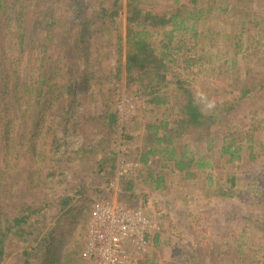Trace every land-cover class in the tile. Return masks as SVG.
Segmentation results:
<instances>
[{"label":"rangeland","instance_id":"rangeland-1","mask_svg":"<svg viewBox=\"0 0 264 264\" xmlns=\"http://www.w3.org/2000/svg\"><path fill=\"white\" fill-rule=\"evenodd\" d=\"M238 1H241L240 6L243 5L241 10H245L244 6L252 8L251 18L256 19L253 14L264 15V0H234V3ZM45 2L50 6L56 0H43L42 3ZM172 2L158 0L157 6L164 8ZM31 4L25 25L30 37H36V41L30 44L32 50L41 55L39 40L44 38L45 32L35 27L38 0H33ZM243 19L245 16L231 12L201 23L197 39L189 33L177 42V47H183L174 57L175 65L171 66L172 79L176 80L175 76L184 82L203 104V109L214 113L217 119L213 124L216 138L212 139L204 135L200 128L192 126L182 132L181 137L175 138L165 154L152 157L147 165L139 160L144 147L141 149L143 141L137 133L147 121L166 120L167 127L176 125L174 121L179 118V109L184 103L183 93L176 85L164 87L167 103L150 114L144 111L148 107L145 98L137 96L122 83V89L116 95L119 132L114 137L105 134L107 129L98 130L112 102L109 79L100 81L97 78L98 81H90L91 86L86 88L80 84L73 99L74 111L67 116L58 112L59 107L52 112H42V120L38 119L41 125L38 136H34L31 121L24 123L25 117L18 118L14 112L6 114L5 106L0 105V160L6 172L7 184L3 195L7 199L9 217L21 214L28 201L39 205L58 201L65 194L75 198L73 211L68 217H62L59 204L54 203L48 207L45 217L25 226L34 232L33 235L43 228V231L55 230L56 240L51 256L46 261L33 257L35 263L93 264L84 258L83 253L93 203L105 198L128 208L142 207L160 226L151 236L147 254L137 264H264V90L249 96L243 106L233 111L229 112L227 104H224V97L226 102H231L226 95L230 89L245 84L257 85L264 78V33L260 31V26L256 28L253 25L249 29L247 24L241 27ZM102 27L103 24L98 22L88 28L86 41L93 42L89 45L93 58L97 46L100 50L109 49L102 42L104 36L99 43H94L95 30ZM119 27L125 33L124 15L119 18ZM239 31H244L240 37ZM165 38L163 33L156 34L153 41L156 46H163ZM239 40L242 43L240 49L236 45ZM188 57L198 59V62L188 67L184 62ZM115 59V54H109L108 59L102 58L105 66L114 63ZM33 63L32 54H26L21 68L26 77L30 76ZM80 63L83 72L86 69L84 60L81 59ZM84 74V81L88 77L91 79L89 73ZM100 75L104 72L96 74ZM76 76H81L78 71ZM7 120L17 123V130L18 126L21 127L22 132H17L15 128L24 139L19 146L21 151H27L31 143H36L40 151L51 155L43 173L53 181L52 189L45 183L39 186L35 183L31 187L27 183L31 165L25 162L19 167L23 176L17 177L18 169L12 157H6L7 151L3 147L7 140L2 121ZM123 125L129 128L132 135L126 140L121 135ZM52 128L53 133L48 132ZM15 134H10L11 142ZM54 139L55 146L59 147L46 146ZM224 141L245 145L240 160L228 163L226 157H222ZM250 143L256 145L257 156L254 158L249 154ZM82 147L84 150L80 151ZM172 148L175 149L173 155L170 154ZM111 149L116 152L111 154ZM113 155L117 159V168L115 175L110 177L107 172L112 164L111 158H115ZM203 157L210 161L211 166L199 169L197 166ZM180 160L184 165H179ZM188 161H192L189 164L193 165L190 168L193 175L190 176L191 173L187 174L190 170L181 168ZM14 181H18L19 185L13 186L10 191V184ZM128 183L132 184L129 190ZM230 188L232 196L224 195L223 191ZM33 191L38 195H33ZM18 233L15 228L7 240V255L1 264H18L23 257L22 251L36 246V242L29 243ZM156 235L160 236L158 243L155 242ZM200 247H208V255L196 262L192 251Z\"/></svg>","mask_w":264,"mask_h":264},{"label":"trees","instance_id":"trees-1","mask_svg":"<svg viewBox=\"0 0 264 264\" xmlns=\"http://www.w3.org/2000/svg\"><path fill=\"white\" fill-rule=\"evenodd\" d=\"M32 2L33 0H0V105L5 106V113L14 112L16 117H25L24 123L31 121L34 124L32 127L34 136H38L41 130L39 120H42V112L48 110L52 112L59 107L58 112L67 116L74 111L73 99L80 84L86 88L91 86L90 81L95 79L98 81L97 78H100V81L109 79L112 102L98 130L107 129L105 134L114 137L119 132L120 118L116 108V95L122 89V83H125L128 89H132L137 96L145 98L148 107L144 111L150 114H154L160 106L167 103L163 93L164 87L176 85L175 87L183 93L184 97V103L179 109V118L174 121L176 125L167 127L166 120L147 121L143 124V129L137 133L143 141L141 149L144 147V150L139 160L144 165L149 164L152 157L165 154L171 148L175 138L181 137L182 132L192 126L200 128L204 135L212 139L216 138L213 124L217 119L214 113H207L203 109L205 108L202 107L203 104L197 100L184 82L175 76L176 80L172 79L171 66L176 63L174 57L183 47H177V42L181 41L180 38L183 39L184 35L192 33V37L197 39L201 23L205 24L231 12L238 13L240 17L245 16L246 21L241 20V27L247 24L249 29L253 25L256 28L260 26V31L264 33V15L253 14L252 16L256 19L251 18L252 8L244 6L245 10H241L243 7V5L240 6L241 1L234 3V0H173L172 5L160 8L157 6L158 0H56V3L50 6H47L46 2L43 4V0H38L39 4L34 14L35 27L45 33L44 38L39 40L41 55H37L30 45L36 41V37H30L29 29L25 25ZM61 9L63 10L59 12ZM122 15L126 20L125 33L119 27V18ZM98 22L102 23L103 27L94 29L96 31L94 43H99L104 36L102 42L109 49L108 51L100 50V46H97V52H94L93 58L89 47L93 42L86 41V36L88 28ZM161 33L165 35L166 40L162 43L163 46H156L153 38ZM243 33L244 31H239L238 36H242ZM236 45L240 49L241 41L239 40ZM26 54H32L34 61V67L28 77L21 69ZM109 54H115L116 59L111 65L105 66L102 58L108 59ZM81 59L84 60L83 66L86 67L83 72L80 70ZM184 62L190 67L196 64L198 59L188 57L184 59ZM77 71L79 76L81 75L80 78L76 76ZM101 72H104V75L96 76ZM84 73H89L91 79L88 77L84 81ZM263 90L264 78L257 85H240L228 91L226 95L227 98L228 96L231 98V102H226L224 97V104L225 106L227 104L229 112L233 111L238 106H243L249 96L257 95ZM1 107L0 111H2ZM152 116L154 115H150ZM12 121H2L4 138L7 140L3 147L7 151L6 157H12L14 166L18 169L17 177L23 176L19 167L22 162H25L31 165L28 169L27 183L31 187L35 183H38V186L45 183L52 189L53 181L43 173L44 165L48 162L47 159L51 160V155H45L36 143H31L27 151H21L19 146L24 139L16 133V131L22 132L21 127L18 126L17 130V123ZM85 121L87 122V119ZM123 127L121 132L123 139L131 138L129 128L127 129L125 125ZM53 131L54 128L48 130L51 133ZM11 133H16L12 142ZM54 140L46 146L54 147L56 143ZM244 146L241 142L224 141L221 146V155L226 157L228 163L235 162L242 158ZM56 147L59 145L54 148ZM255 148L254 143L248 146L252 158L257 156ZM83 150L84 147L80 148V151ZM174 150L172 148L170 154L173 155ZM110 152L113 154L116 151L111 149ZM111 161L112 164L107 173L113 177L117 168L116 157L111 158ZM191 162L185 163V166L181 167L182 170H190L193 166L189 164ZM179 165H184L183 161ZM209 166H211L210 161L203 157L197 168ZM5 174L0 160V264L7 255V240L15 228L19 236L27 239L29 243L36 242L35 247L22 251L23 257L18 264H39L32 258L46 261L51 256L56 240L55 230L46 228L47 230L43 231L45 229L43 228L33 235L34 232L26 229L25 226L45 217L48 207L54 203L59 204L62 217H68L73 211L75 198L65 194L58 201L44 202L39 205L28 201L21 214L9 217L6 210L7 199L3 195L5 184H7ZM187 174L193 175L191 170L187 171ZM17 182L10 184V191L13 186L19 185ZM131 188L132 184L128 183L127 190ZM157 188H159L158 185ZM35 194L38 195L36 191H33V195ZM223 194L232 196V189L224 190ZM159 241L160 236L156 235L155 242ZM208 250V247L193 250L194 260L199 262L200 257L208 255Z\"/></svg>","mask_w":264,"mask_h":264},{"label":"built area","instance_id":"built-area-1","mask_svg":"<svg viewBox=\"0 0 264 264\" xmlns=\"http://www.w3.org/2000/svg\"><path fill=\"white\" fill-rule=\"evenodd\" d=\"M159 229L142 207L128 208L111 199H97L83 256L93 264H137L147 254L152 234Z\"/></svg>","mask_w":264,"mask_h":264}]
</instances>
